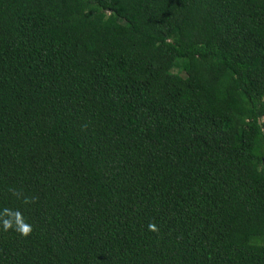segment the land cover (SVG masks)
I'll list each match as a JSON object with an SVG mask.
<instances>
[{
    "label": "trees",
    "instance_id": "trees-1",
    "mask_svg": "<svg viewBox=\"0 0 264 264\" xmlns=\"http://www.w3.org/2000/svg\"><path fill=\"white\" fill-rule=\"evenodd\" d=\"M0 264H264V0H0Z\"/></svg>",
    "mask_w": 264,
    "mask_h": 264
}]
</instances>
